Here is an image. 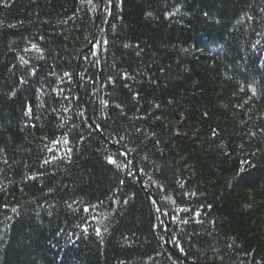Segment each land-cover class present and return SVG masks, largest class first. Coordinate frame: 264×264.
<instances>
[{"label": "trees", "instance_id": "trees-1", "mask_svg": "<svg viewBox=\"0 0 264 264\" xmlns=\"http://www.w3.org/2000/svg\"><path fill=\"white\" fill-rule=\"evenodd\" d=\"M0 264H264V0H0Z\"/></svg>", "mask_w": 264, "mask_h": 264}, {"label": "snow or ice", "instance_id": "snow-or-ice-1", "mask_svg": "<svg viewBox=\"0 0 264 264\" xmlns=\"http://www.w3.org/2000/svg\"><path fill=\"white\" fill-rule=\"evenodd\" d=\"M109 162L111 163V160Z\"/></svg>", "mask_w": 264, "mask_h": 264}]
</instances>
